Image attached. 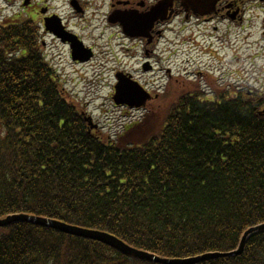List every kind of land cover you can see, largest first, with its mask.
<instances>
[{"label":"trees","instance_id":"obj_1","mask_svg":"<svg viewBox=\"0 0 264 264\" xmlns=\"http://www.w3.org/2000/svg\"><path fill=\"white\" fill-rule=\"evenodd\" d=\"M243 99L180 96L164 107L162 96V108L111 141L90 132L62 93L32 22L6 18L0 219L50 218L164 258L234 251L245 231L264 224V117ZM0 264L155 263L19 223L0 229ZM199 264H264V231L247 239L240 256Z\"/></svg>","mask_w":264,"mask_h":264},{"label":"flooded vegetation","instance_id":"obj_2","mask_svg":"<svg viewBox=\"0 0 264 264\" xmlns=\"http://www.w3.org/2000/svg\"><path fill=\"white\" fill-rule=\"evenodd\" d=\"M68 8L69 17L66 14L60 13L56 6L57 0H28V4L23 8L24 15L31 18L33 22L39 27L41 32L42 46H45L43 40L50 37L53 41L68 47V44L62 43V40L46 32L45 27L50 29H57L61 32L62 39L80 40L84 46L90 48L83 40V36L79 30H76L64 18L75 20V27H80L88 22V19L97 15V12L106 9L105 21L108 23V18L112 16L115 19L117 15H126L128 18L140 19L150 12L153 6L159 0H64ZM100 1V2H98ZM98 2V3H97ZM169 22L156 23L149 30H126L125 33L119 24L111 25L118 28L120 37L124 44L133 46L135 49L139 48L141 55L145 57L144 62L154 60L155 63L160 62L159 52L165 53L167 46L158 49L160 44H168L171 40L173 46L179 47L180 51H175L174 47L169 51V61L174 63L179 54L184 55L186 61L192 58V52L198 51L200 44L206 41L208 26H211L212 34L217 33L215 41L218 45L219 52L217 53V64L221 65L223 60L235 62L240 60L238 54L239 48L243 50L249 49L248 63L250 70L247 74H251L252 82L240 81L238 72H232L231 95L235 99L246 98L254 105L258 112L264 110V87L257 89L256 83L263 75V70L257 69L259 61L264 64V0H221L213 15L208 17L196 16L193 13L186 14L182 12L175 4L174 12ZM70 21V20H69ZM109 24V23H108ZM233 28L234 40L230 38V28ZM83 30L84 27H81ZM225 28V29H224ZM248 33H245L246 31ZM257 30V32H256ZM137 34L142 37H132L130 35ZM171 34L173 37H168ZM238 34H243L240 37ZM256 36V39H255ZM125 50V46H122ZM227 51V53H226ZM229 52H231L229 54ZM223 53V55H221ZM160 54V55H161ZM77 64V63H76ZM160 70H158L159 72ZM212 73L210 75H201L195 73L200 78L196 81L190 80L192 76L186 71L184 79L175 78L167 70L168 78L166 83L162 86H157V92L152 94L154 100L159 99L166 93L170 97H190L200 95L207 99L223 96L224 90L229 87L223 86V74L215 77ZM220 72V71H219ZM124 73L129 74L124 71ZM130 75V74H129ZM257 78V79H256ZM244 93V94H243Z\"/></svg>","mask_w":264,"mask_h":264},{"label":"rangeland","instance_id":"obj_3","mask_svg":"<svg viewBox=\"0 0 264 264\" xmlns=\"http://www.w3.org/2000/svg\"><path fill=\"white\" fill-rule=\"evenodd\" d=\"M22 1L15 0L13 3H6L4 0H0V21L5 17L8 18L21 12ZM56 6L60 13L66 14L69 17L68 8L64 0H57ZM106 11V9H102L97 12V15L88 19V22L80 27H75V20L69 19V21L66 15H64L69 24L76 30H79L84 36L87 45L93 48L94 57L90 62L73 65L69 58L68 49L57 42H53L50 38L46 39V47L42 49L46 60L55 69L57 75L60 76V82L66 97L79 106L86 116L92 117L93 122L99 125L98 133L104 137L109 136L115 141L124 133L125 126L137 122L147 115H154L151 112L153 110V102L148 104L143 110L132 112L123 108L120 109L113 104L112 94L113 86L116 83V71L126 70L141 86L149 91L153 90L154 93L157 91L156 82L160 78L164 83L166 82L167 69L171 70V75L181 80L185 78L186 71H188L192 75L190 76V80L192 81H196L195 79L204 75L205 71L212 73V69L215 77L223 74V84H227L230 88L232 77L234 76L231 73L234 71L238 72L240 81L252 82L250 73H246L245 76L242 75L243 70H250L248 63L249 49L243 50L239 48V61L236 60L231 63L224 60L221 65L207 56L211 47L219 51L215 41L217 33L212 34V37L208 38L211 26H208L206 41L200 44L198 51L192 52V58L189 63L182 60L183 56H179L180 59L172 64L166 58L168 55L164 54L161 57V62L155 64L156 70H160L159 72L144 73L141 69L144 58L141 55L140 49H135L132 46H128V44H124L118 28L110 27L105 21ZM81 27H84V29L81 30ZM248 32L247 30L245 33ZM233 33L234 30L231 27L229 35L232 40H234V36L236 35ZM239 35L240 37L243 36V34H238L237 36ZM167 36L169 38L173 37L171 34H167ZM122 46L126 47V52L122 51ZM162 47H164L163 44H160L159 48ZM256 66L257 69L264 72L263 61H259V64ZM195 73H200L201 75L196 76ZM258 80L255 86L260 89L264 87V76L262 79L258 78ZM159 119L160 115L156 121Z\"/></svg>","mask_w":264,"mask_h":264},{"label":"water","instance_id":"obj_4","mask_svg":"<svg viewBox=\"0 0 264 264\" xmlns=\"http://www.w3.org/2000/svg\"><path fill=\"white\" fill-rule=\"evenodd\" d=\"M219 1L220 0H161L147 16L141 18L143 22L140 25L142 27H146V29L149 30L152 28L154 23L169 20V18L173 14V4L176 2L180 4L181 8L184 11L193 12L195 15L204 16L213 13ZM124 25L126 24L124 23ZM127 25L130 26L129 24ZM72 50L73 60L85 61L89 58L88 57L86 59H81L80 57L75 55V52H81V46L79 44L74 47L72 46ZM116 78L119 81L115 87V94L113 96V100L116 105H125L129 108H139L145 104L146 100L149 99V95H147L136 82H132L130 78H121V75H117ZM86 121L89 123L91 128L96 127L91 124L90 118H86ZM19 223H26L36 227L51 229L65 235L89 241H95L106 245L127 257L155 264H199L201 262L216 260L219 258L240 256L243 252L247 239L257 232L264 231V224L249 228L242 235L237 249L231 252L205 253L186 259H166L145 251L134 249L125 244L120 239L106 232L85 229L69 225L58 220L39 216L24 214L9 215L5 218L0 219V228H5Z\"/></svg>","mask_w":264,"mask_h":264}]
</instances>
